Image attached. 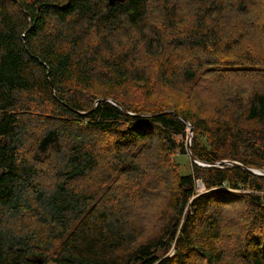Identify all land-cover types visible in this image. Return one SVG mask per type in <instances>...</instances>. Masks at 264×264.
I'll use <instances>...</instances> for the list:
<instances>
[{
	"label": "trees",
	"instance_id": "1",
	"mask_svg": "<svg viewBox=\"0 0 264 264\" xmlns=\"http://www.w3.org/2000/svg\"><path fill=\"white\" fill-rule=\"evenodd\" d=\"M193 1L192 24L180 32L181 0L113 6L109 0H0V264H264V176L224 162L264 171V82L244 104L229 109L225 102L208 116L153 100L164 88L179 84L181 90L182 77L200 79L199 65L172 64L174 51L227 54L233 45L220 42L221 32L257 25L243 12L245 0L237 6L233 0ZM155 13L165 31L153 28ZM262 17L257 34L264 31ZM119 34L132 37L120 50V38L114 41ZM142 47L156 56L155 72L136 63ZM258 57L264 69V56ZM132 87L146 103H133ZM167 110L173 112L161 114ZM188 122L193 154L215 164L201 166L190 157L193 171L183 174L173 156L179 148L188 152L174 135L186 136ZM108 137L118 170L138 176L141 164L132 149L157 139V160L173 173L162 191L169 194L170 212L145 239L117 191H102L101 179L80 185L96 172L95 148ZM42 164L50 165L52 176L40 174ZM198 178L204 192L196 191ZM45 180H53L50 188ZM109 196L117 201L114 208ZM239 203L248 231L230 261L219 245L222 221L226 206ZM25 213L37 224L13 233L8 222L14 219L6 217L20 220ZM172 247L174 253L165 256Z\"/></svg>",
	"mask_w": 264,
	"mask_h": 264
},
{
	"label": "rangeland",
	"instance_id": "2",
	"mask_svg": "<svg viewBox=\"0 0 264 264\" xmlns=\"http://www.w3.org/2000/svg\"><path fill=\"white\" fill-rule=\"evenodd\" d=\"M233 1L237 6V3L241 0ZM181 3L182 6L179 12L180 16L185 18V22L183 26L178 28L180 32L183 31V28L192 24L195 9H197L193 0H181ZM244 5L245 8L243 12L247 11L250 13L249 20L257 18V25L252 26L248 24L245 27L240 25L243 31H236L234 29L221 32V36H219L220 42H229V44L233 45V48L227 54L223 52L210 53L205 49L191 50L190 48H181L174 51L170 56L172 64L177 65L179 68L199 65L201 68L199 74L200 79L195 83L194 81L182 77L185 82H183L184 85L180 83L182 85L181 90H176L180 88L179 84L173 85L175 89L164 88L163 91L161 90L156 94L153 100L161 105H163V103H169L184 109H189L190 111L192 110L193 112L198 111L201 115L208 116L215 112V108L217 109L223 106L225 102H227L226 106L229 109H235L240 104L246 102L247 96L250 93L258 90L264 82V69L258 61V59H261L258 56H264V31L261 30L257 34L255 28L257 26H262L264 0H245ZM236 6H231V8L234 9ZM162 20L163 17L155 13L151 20L153 28L159 31H165V26L161 22ZM218 32L219 31H217V33ZM240 33L243 35L241 39L238 40V38H240ZM117 37L114 38V41L116 42L120 38V46H116L118 50L122 49L123 46H129L132 40V37L123 34H119ZM214 41L215 40L212 39V42ZM166 54L167 53H162V56H166ZM134 58H136L135 60L138 66L146 69L147 72H155L158 67L156 56L146 54L143 47L136 52ZM237 61H242L243 66L237 63ZM249 64H253V68H249L247 66ZM177 66H174V68L178 70ZM158 89H160V87H158ZM130 98L135 101L133 102L135 104H139L140 102L143 104L146 103L142 99V92L138 87H132L130 89ZM226 109L227 108H224L223 111L226 112ZM190 127L191 126L188 124L186 136L180 134L174 135L179 142L185 145L184 149L186 152L188 137L192 138L191 142L194 138L193 134L189 133ZM111 140V137L105 138L95 148V151L98 150L100 153V161L97 167L98 171L96 170V172L92 173L86 180H82L80 185L83 187H91L94 184L97 185L98 180L101 179V184L103 185L102 191L110 189L117 191L116 193H118V196L123 198L121 202L123 203L126 214L130 216V223L132 221L143 230L142 236L140 237L142 240L156 233L161 222V215L164 217L166 213L170 212L167 207L169 194L167 192L163 193L162 191L165 188L163 180L169 181L173 173L169 172V167L166 162L163 163L157 160L160 157L155 146V143L159 145L157 139L153 140V146L149 144L145 145L146 149L137 146L132 149L133 156L137 157L141 164V172L138 176L134 174L131 175V171L123 172V170H118L116 167L118 165L116 163L114 164V158L110 156ZM24 154H26V152H24ZM173 158H176V162L180 165L183 174L192 173L193 161L188 153H182L181 148H179ZM173 158H170V162H173ZM37 160L42 159L37 158ZM46 161L49 162L51 160L46 159ZM227 163L230 164L229 162H226V164ZM206 164L210 165L208 163ZM41 167L44 169H42L40 174H42V172L47 173L44 178L52 176L50 165L42 164ZM160 167L164 168V173L159 171ZM143 170L145 174L142 173ZM157 171L160 173H157ZM101 174L104 175L100 177ZM196 180L197 188L198 184L199 186L202 185L199 187V190L204 192L206 187L202 179L198 178ZM52 181L53 180H45L44 183L50 188ZM173 183L175 184L174 180ZM223 188L236 191L231 188ZM160 191L162 193H160ZM196 191L199 192L198 190ZM109 198V207L114 208L115 205H118L117 201L111 200V196H109ZM243 210L244 205L241 203L234 206H226L225 209V216L222 221L224 234L219 245L226 249V254L230 261H234L236 255V242L247 237L246 233L248 230L244 225ZM8 218H10L9 220L14 219L8 222L9 227L13 229V233L24 232L27 229L22 227L28 224L30 226L37 224V222L26 213L22 215L20 220H16L14 215L12 217L8 215L6 219ZM173 253L174 248L172 247L165 256H171ZM51 254L52 252H50L47 257ZM38 260L43 262V258H39ZM47 260L48 258L46 262ZM48 264H52V261H48Z\"/></svg>",
	"mask_w": 264,
	"mask_h": 264
},
{
	"label": "water",
	"instance_id": "3",
	"mask_svg": "<svg viewBox=\"0 0 264 264\" xmlns=\"http://www.w3.org/2000/svg\"><path fill=\"white\" fill-rule=\"evenodd\" d=\"M125 1H127V0H109V5L110 6H113V5H115L116 3H118V2H125ZM113 102V101H112ZM113 103H115V102H113ZM115 104H117V103H115ZM118 105V104H117ZM170 112H173L172 110H167V111H164L163 113H161V114H164V113H170ZM141 115V114H140ZM183 119V118H182ZM183 121H185L186 122V120L185 119H183ZM188 124L191 126L190 127V129H189V133L190 134H193V128H192V125L188 122ZM191 140H192V138L191 137H188V140H187V142H186V148H187V152H188V155L194 160V162H196L197 164H199V165H207L206 163H204V162H202L201 160H199L194 154H193V152H192V147H191ZM224 162H229L230 164H235V165H238V166H240V167H242V168H244V169H246V170H249L250 172H252V173H254V174H257V175H263L264 176V171H262V170H260V169H256V168H251V167H246V166H244L243 164H241L240 162H238V161H224ZM215 163H212V164H210V165H214ZM218 164V163H217ZM40 263H41V261H40Z\"/></svg>",
	"mask_w": 264,
	"mask_h": 264
},
{
	"label": "built area",
	"instance_id": "4",
	"mask_svg": "<svg viewBox=\"0 0 264 264\" xmlns=\"http://www.w3.org/2000/svg\"><path fill=\"white\" fill-rule=\"evenodd\" d=\"M202 186V185H201ZM201 186H199V184H198V188H197V190L199 191V192H203L202 190H199V187H201ZM204 187V186H203Z\"/></svg>",
	"mask_w": 264,
	"mask_h": 264
}]
</instances>
